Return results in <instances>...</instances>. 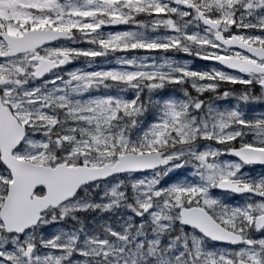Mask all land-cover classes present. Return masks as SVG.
<instances>
[{"label": "snow or ice", "instance_id": "obj_1", "mask_svg": "<svg viewBox=\"0 0 264 264\" xmlns=\"http://www.w3.org/2000/svg\"><path fill=\"white\" fill-rule=\"evenodd\" d=\"M0 264H264V0H0Z\"/></svg>", "mask_w": 264, "mask_h": 264}, {"label": "rangeland", "instance_id": "obj_2", "mask_svg": "<svg viewBox=\"0 0 264 264\" xmlns=\"http://www.w3.org/2000/svg\"><path fill=\"white\" fill-rule=\"evenodd\" d=\"M168 55H171V54H168ZM174 58H175V59H178V60H183V61L189 63L190 66H191L193 69H199L198 66L195 68L196 61L199 62V60H196V59H194V58H189V57H183V56H181L179 53L175 54V57H174ZM204 62H205V61H204ZM205 63H206V65L208 64V62H205ZM207 247H209V248H213L212 246L210 247L209 245H207Z\"/></svg>", "mask_w": 264, "mask_h": 264}, {"label": "trees", "instance_id": "obj_3", "mask_svg": "<svg viewBox=\"0 0 264 264\" xmlns=\"http://www.w3.org/2000/svg\"><path fill=\"white\" fill-rule=\"evenodd\" d=\"M198 66V68L200 69V68H203V67H205L206 66V63L204 62V61H196V64H195V68ZM210 247L212 246V247H215V246H213V245H211V244H208Z\"/></svg>", "mask_w": 264, "mask_h": 264}]
</instances>
